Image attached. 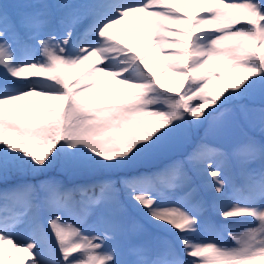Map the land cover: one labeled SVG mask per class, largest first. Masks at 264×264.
I'll use <instances>...</instances> for the list:
<instances>
[{
  "label": "snow or ice",
  "instance_id": "1",
  "mask_svg": "<svg viewBox=\"0 0 264 264\" xmlns=\"http://www.w3.org/2000/svg\"><path fill=\"white\" fill-rule=\"evenodd\" d=\"M16 252L264 264V0H0V264Z\"/></svg>",
  "mask_w": 264,
  "mask_h": 264
},
{
  "label": "rangeland",
  "instance_id": "2",
  "mask_svg": "<svg viewBox=\"0 0 264 264\" xmlns=\"http://www.w3.org/2000/svg\"><path fill=\"white\" fill-rule=\"evenodd\" d=\"M7 2H11V0H7ZM178 7L181 8L182 11H187L189 15H191L195 8L188 5L178 4ZM114 33L117 35L118 39H120L123 43L128 44L131 47H135L137 51H142L146 44L147 40L146 38L141 34V30L135 20L130 19L129 22L126 25H120L117 26L114 29ZM138 41V43H137ZM149 63L153 69V71H161L164 68V62L160 57L159 53H152ZM221 67H226V65L221 64ZM179 77L173 76V74L170 71H163L161 75V83L164 85L165 88L172 87L175 88ZM217 86V82L213 81L209 87L214 88ZM21 239H25V237L21 236ZM226 239V238H225ZM227 243H232V241L227 240ZM7 248L8 246L5 245ZM16 257V264H29V258L21 260L17 254L15 253Z\"/></svg>",
  "mask_w": 264,
  "mask_h": 264
},
{
  "label": "bare ground",
  "instance_id": "3",
  "mask_svg": "<svg viewBox=\"0 0 264 264\" xmlns=\"http://www.w3.org/2000/svg\"><path fill=\"white\" fill-rule=\"evenodd\" d=\"M17 254H18V256H19V258H20L21 260L27 259V257H28V254L25 253V252H17ZM29 259H30V258H29Z\"/></svg>",
  "mask_w": 264,
  "mask_h": 264
}]
</instances>
